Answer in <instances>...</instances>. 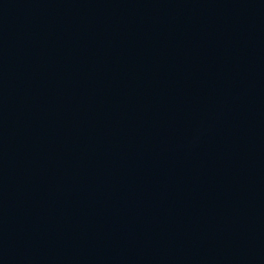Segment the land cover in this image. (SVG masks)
<instances>
[{
  "label": "water",
  "instance_id": "1",
  "mask_svg": "<svg viewBox=\"0 0 264 264\" xmlns=\"http://www.w3.org/2000/svg\"><path fill=\"white\" fill-rule=\"evenodd\" d=\"M0 264H264V0H0Z\"/></svg>",
  "mask_w": 264,
  "mask_h": 264
}]
</instances>
